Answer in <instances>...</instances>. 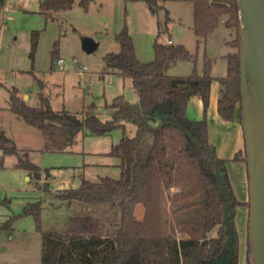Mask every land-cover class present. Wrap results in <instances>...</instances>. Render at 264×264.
<instances>
[{"label":"trees","instance_id":"1","mask_svg":"<svg viewBox=\"0 0 264 264\" xmlns=\"http://www.w3.org/2000/svg\"><path fill=\"white\" fill-rule=\"evenodd\" d=\"M95 0H39V10L47 17L55 11H67L77 3L84 11ZM141 1L155 15L163 9L164 0ZM191 5L192 31L199 46L222 25L236 38L226 42L232 49L225 56L226 73L214 79L212 58L203 56L200 71L194 67L186 76H171L167 72L178 62H190L194 66L197 52H189L182 45L158 41L167 32L170 18L164 14V30L158 32L153 44V59L142 62L135 55L134 46L126 28L116 34L119 52L104 57V73L129 78L138 97L136 104H129L122 96L112 99L108 108L112 117L101 121L94 114V106L83 118L69 112L52 110L42 98L38 107H30L9 91V111L26 125L35 129L43 138V152L64 153L76 144L79 134L99 137L114 130L122 131V138L107 155L119 161V178L103 177L94 183L82 180L75 189L58 193L55 197L61 205L70 206L76 201L88 205H104L118 202L119 223L112 233L101 226L97 218L76 216L68 220L62 232L46 231L41 222L43 199L27 202L21 215L32 216L35 231L39 235V264H217L225 255V226L223 225L225 197L216 188L215 167L224 186L231 192L232 210L241 203L233 196L226 165L229 161H242L246 165L245 145L229 161L219 159L208 143L205 120L209 104L210 86L216 80L219 96L216 110L224 122H233L238 114L241 120L239 45L240 21L236 0H182ZM5 0H0V10ZM225 18L224 21L221 19ZM36 39L32 38V51ZM234 49V50H233ZM52 59H57L55 51ZM197 97L202 102L201 120L186 117L187 103ZM124 122L135 127V134L128 138ZM169 122H177L191 136L213 149V159L201 146L193 143L181 130ZM30 150L18 149L14 141L0 132V169L6 156H15V168L25 171L34 187L47 191V183L41 186V171L30 158ZM213 161V162H212ZM247 170V169H246ZM248 179V174H247ZM176 188V192L171 190ZM196 199L192 204L188 201ZM164 204L173 207V213L194 205L199 210L198 222H169L164 228ZM142 205L141 220L134 217V209ZM248 208V202L245 203ZM8 219L0 229L10 230ZM234 235L233 255L228 264H237L236 232L233 218L230 220ZM216 229V236L208 233ZM245 264L250 263L249 235L246 232Z\"/></svg>","mask_w":264,"mask_h":264},{"label":"rangeland","instance_id":"2","mask_svg":"<svg viewBox=\"0 0 264 264\" xmlns=\"http://www.w3.org/2000/svg\"><path fill=\"white\" fill-rule=\"evenodd\" d=\"M162 4L163 9L153 15L141 1L95 0L86 11L75 3L69 10L55 11L51 17H47L39 10V0H5L0 10V131H4L18 149L30 150L31 161L42 172L48 170L50 177L45 179L42 176L40 184L47 183V191H39L33 186V181L27 180L25 171L15 168V156L4 158L0 169V227L8 219L16 218L10 222V230L0 229V264H33L35 259L38 260L35 248H39V235L35 231L33 218L21 215L22 208L29 201L43 199L41 222L46 231L62 232L68 220L76 216L97 218L110 233L119 223L118 202L88 205L74 201L66 206L61 205L55 196L64 190L77 188L82 180L96 183L103 177L118 179L119 161L107 154L122 138V131L114 130L99 137L79 134L76 144L68 152H43L42 136L9 111L10 90H16L17 95L30 107H38L44 98L52 110L83 118L93 105L94 114L99 120H110L112 110L108 105L113 98L122 96L129 104H136L138 97L129 78L104 73V57L119 52L115 36L125 27L137 59L151 61L158 32L157 23H160V31L164 30L165 12L170 20L166 24L167 32L158 41L165 43L170 36L187 51L197 52L195 66L190 62H178L172 71H187V75L194 67L200 71L203 56L206 55L214 60L212 74H223L225 62L220 56L223 52H231L229 48H224V43L236 38L234 32L230 34L219 25L207 38V45L204 42L197 46L192 31L191 5L182 0H164ZM33 36L36 46L32 51ZM88 42L97 45L92 53L85 50ZM53 51L57 59H52ZM58 59L62 62V69L57 65ZM24 96L27 98L23 99ZM247 98L250 102L248 95ZM252 123L257 140L260 133L258 110L252 112ZM124 125V135L133 137L135 127L130 122H124ZM232 171L233 179H236V170ZM234 181L232 193L239 202L237 198L241 191ZM195 201L193 199L187 204ZM173 209L164 204L165 230L169 222L199 220V210L194 205L174 213ZM143 212L142 205L135 207L136 220L142 219ZM233 213L237 263L245 264L244 237L248 208L241 203ZM215 236L216 229L208 233L209 238Z\"/></svg>","mask_w":264,"mask_h":264},{"label":"water","instance_id":"3","mask_svg":"<svg viewBox=\"0 0 264 264\" xmlns=\"http://www.w3.org/2000/svg\"><path fill=\"white\" fill-rule=\"evenodd\" d=\"M240 21L239 66L242 98L240 103L241 127L244 137L246 169L248 174V220L249 250L251 264H264V0H236ZM97 45L85 44L87 53ZM248 97L251 99L248 101ZM258 110L260 133L255 139L252 112ZM183 131L193 143L201 145L213 159V149L200 143L177 122H169ZM213 162V161H212ZM215 167L218 192L225 197L223 225L225 226L224 256L217 264H228L233 255L234 235L230 220L234 213L231 192L227 190Z\"/></svg>","mask_w":264,"mask_h":264},{"label":"crops","instance_id":"4","mask_svg":"<svg viewBox=\"0 0 264 264\" xmlns=\"http://www.w3.org/2000/svg\"><path fill=\"white\" fill-rule=\"evenodd\" d=\"M208 39L205 41L204 45H207ZM168 40H170L172 44L174 45H182L179 43L178 44L175 43L173 39H171L170 36L168 37ZM226 42H229V41H226ZM195 43H196V40H195ZM225 43H224V48H229L225 45ZM230 50L232 52V49ZM227 53L223 52L220 56L223 62H225L224 56ZM172 67H175V65ZM172 67L169 69V75L171 76H186L187 75L186 73L187 71H185V73L174 72L172 71ZM222 68H223L222 69L223 74L220 73V75L212 74V69H211V76L214 79L223 77L226 73V62L223 64ZM218 96H219V84L216 80H214L210 86L209 104H208V108L205 114L208 143L214 148L215 154L219 159L229 161L233 158L236 152L242 150L244 147L243 131L241 127V122L238 118V114H236L235 120L231 123L224 122L219 118L217 114V110H216ZM26 98L27 96L23 97V99H26ZM186 117L187 119L194 120V121H197V120L199 121L202 119L203 107H202V102L199 98L192 97L189 99L187 103ZM0 132H3L5 134L4 131H0ZM3 163H4V159H3ZM226 168H227V177H228L231 190H233V186H234L233 181L236 180L234 182L237 183V186L240 188V191H241V194L238 195L237 199L242 204L247 203L248 202V179H247L246 165L242 161H239V162L229 161L226 165ZM232 169L236 170V179H233L235 176H233L234 173ZM27 180L29 181L28 175H27ZM245 243H246V238L244 237V262H245ZM39 251H40V240H39V248L37 250L35 248V255L37 254L38 260L35 259L33 264H39Z\"/></svg>","mask_w":264,"mask_h":264},{"label":"built area","instance_id":"5","mask_svg":"<svg viewBox=\"0 0 264 264\" xmlns=\"http://www.w3.org/2000/svg\"><path fill=\"white\" fill-rule=\"evenodd\" d=\"M165 44H172V42L170 41V40H166V42H165ZM57 65L59 66V69H62V67H61V65H62V62H61V60H57ZM172 192H176L177 191V189L176 188H173L172 190H171Z\"/></svg>","mask_w":264,"mask_h":264}]
</instances>
